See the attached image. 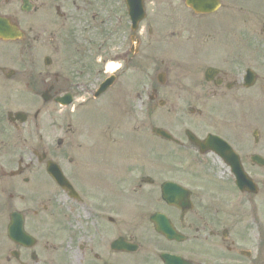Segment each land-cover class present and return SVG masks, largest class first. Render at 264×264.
Returning <instances> with one entry per match:
<instances>
[{"label": "flooded vegetation", "instance_id": "flooded-vegetation-1", "mask_svg": "<svg viewBox=\"0 0 264 264\" xmlns=\"http://www.w3.org/2000/svg\"><path fill=\"white\" fill-rule=\"evenodd\" d=\"M197 1L0 0V264H264V0Z\"/></svg>", "mask_w": 264, "mask_h": 264}, {"label": "rangeland", "instance_id": "rangeland-1", "mask_svg": "<svg viewBox=\"0 0 264 264\" xmlns=\"http://www.w3.org/2000/svg\"><path fill=\"white\" fill-rule=\"evenodd\" d=\"M154 67L156 68L155 63H153V62L151 63L150 60L148 59L146 61L147 73H151L152 70L155 69ZM104 99H106V97ZM108 100H109V98H108ZM186 111H187L186 108L185 109L164 108L161 110V115H160L161 120H160L159 124L161 123V127L164 129L170 128V131H176V132L182 131L184 128H187V127L190 128V118H188V117L181 118L182 116H186ZM186 118H188L189 121H187V120L185 121L184 119H186ZM173 157H175L177 161L180 158H184V159L189 160V158L187 156L174 155ZM163 164H164V166L167 165L165 163V161H163ZM162 174H164V173L162 172Z\"/></svg>", "mask_w": 264, "mask_h": 264}, {"label": "water", "instance_id": "water-1", "mask_svg": "<svg viewBox=\"0 0 264 264\" xmlns=\"http://www.w3.org/2000/svg\"><path fill=\"white\" fill-rule=\"evenodd\" d=\"M193 3H194V0H193ZM210 3H213V4L216 3V0H210ZM157 133L162 135L163 137L169 138L168 136H166V133L163 132V131L158 130ZM205 146H206L207 150H213L220 156L225 157L227 155H230V156L234 157V154L231 153L229 150L226 151L227 153L224 152V149H222V144L219 142V140H217V141L213 140L211 145L207 144ZM237 163H238V161L235 162V164H237ZM230 165L233 167V169H235V167H234V165L232 163H230ZM234 171L236 172V170H234Z\"/></svg>", "mask_w": 264, "mask_h": 264}]
</instances>
